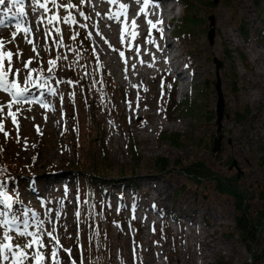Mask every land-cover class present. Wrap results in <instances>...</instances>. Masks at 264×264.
Returning <instances> with one entry per match:
<instances>
[{"label": "rangeland", "instance_id": "rangeland-1", "mask_svg": "<svg viewBox=\"0 0 264 264\" xmlns=\"http://www.w3.org/2000/svg\"><path fill=\"white\" fill-rule=\"evenodd\" d=\"M117 1L128 4L129 23L125 21L124 16L120 17L119 22L115 18L109 19L116 14L108 12L112 8L108 0H85L83 4L80 0H73L79 6V11L84 14L81 16L73 10L76 25L63 22L49 24L50 12L42 14L43 9L36 8L33 15L31 14L33 18L30 16L32 24H25V28L31 29L30 35L25 36L23 33L6 45L12 52L19 48L24 60L35 57L33 45L28 43L29 39L37 45H44L43 49L38 48L39 63L34 62L33 67L44 69L37 82L43 83V79L46 80L43 89L51 94L46 99L45 111H48V115L42 112L28 115L18 111L19 130L17 131L12 119L7 117L4 121V131L8 136L5 137L4 132H0V152L6 162L17 170V177L6 178L0 182V191H6L11 197V211L19 217L16 226L9 225L5 228L12 238L13 251H17L14 248L17 242L23 244L32 239L31 236L19 235L25 231L22 222L26 220L27 232L41 236L46 245L41 251L48 253L55 241L50 243L49 238L43 234L51 230L52 225L48 222L52 219L56 228L53 235L63 246L60 251L61 260H66L68 255L63 249H71L72 259L76 264H80L81 257L85 258L83 264H169V261L171 264H214L218 257L229 260L231 264H264V222L258 233V243L253 248L255 254L252 257L242 242L235 237L234 210L230 199L218 196L211 183L202 182L195 185L182 175L159 174L150 166L156 158L167 159L170 163L178 160L184 164L202 160L221 177H230L236 175V169L229 170L230 167L224 166L229 160L240 170L241 181L237 184L243 189L252 190L259 185L264 186V172L256 162L259 156L256 149L264 144V13L258 20L248 0H230L227 3L234 8L235 15L245 22L250 40L244 41L238 35L237 24L232 19L233 13L228 11L227 6L219 0L213 6L205 5L208 0H193V9L189 14L197 24L192 27L193 33L190 37L169 41L172 44V48L168 50L169 56L178 54L172 58V64L167 58L163 59V62L160 60L162 54L166 57L164 51L156 52L151 48L155 44L160 51L166 48L168 43L163 37L164 34L171 33V29L165 32L163 21L173 14L176 25L177 20L184 14L182 0H176V5L170 1L160 4V7H168L171 10L165 13V16L159 14L158 17L152 16L147 10L142 14L139 11L142 5L138 6L132 2L134 0ZM260 3L264 6V0ZM55 12L60 16L66 15L63 9H56ZM104 13L106 16L102 15ZM133 16L138 18L135 30L130 26ZM145 20H152L156 27L152 30L145 29L149 25ZM22 25L24 27V22ZM57 27L63 35L64 47H59L57 43L59 37L54 32ZM4 31L0 30L1 37L4 36ZM48 31H52L53 35L45 43L44 35ZM256 31L262 32L261 38L253 35ZM129 32H134V37ZM211 32L213 35L209 40L208 35ZM76 33H81L88 39L93 68L96 71H105L111 81L114 91L107 97L93 87L100 78L97 73L92 77L91 68H87L86 61L81 58L76 44L77 35L75 40L72 39ZM135 34L140 35L138 49L128 53ZM5 36L2 38L12 37L9 34ZM150 39L155 44L149 43ZM70 49H75L76 52ZM144 49L149 50V54L153 52L152 59L156 57L157 60L153 64L157 69L150 71V78L144 76L145 80L142 72L144 75L148 73L150 59L144 57ZM120 52L124 53L123 57ZM228 53L231 60L226 58ZM240 53L243 54L248 69L242 68L243 63L238 58ZM61 54L66 55L67 59L58 60L57 68L51 73L48 72L47 61ZM13 60L15 66L19 67L20 63L15 57ZM165 61L169 65L166 66ZM216 63L220 65V89L225 106L223 114L230 115L233 111L247 109L251 113L249 119L242 124H235L230 117H224L218 134L214 124L216 115L211 123H207L200 116L183 117L177 113L174 114L173 120L167 121L161 101L163 93L166 94L168 89H172L175 103L186 99L197 104L200 110L214 114L217 98L214 91ZM232 63L237 74L236 95L227 91V81L232 76ZM165 66L185 70V76L186 72H191V88H185L174 80V75L168 74ZM140 80L144 81L140 83ZM205 81L210 83L211 88L207 91V98L203 99L200 91ZM179 84L183 87L181 90H178ZM50 88L55 89L54 95ZM16 111L17 109H13V112ZM91 117L101 123L105 130L104 138L110 162L109 177L116 182L105 192L106 197L95 185L88 190L89 187L73 169L78 157L81 161H86L91 156V153L87 152V132L82 129V135L78 139L76 131L77 126L83 127ZM163 131L178 133L183 137V145L175 149L166 141L160 140L159 133ZM218 135L222 136L221 150L218 153L213 154L212 149L205 151L200 146L202 139L204 141L212 136V143ZM91 152L96 164L100 165L101 153L98 148L92 145ZM134 153L135 159H132ZM47 158L49 165L41 169L38 161ZM119 167L124 169L126 175L134 173L132 178L136 181L137 189L135 197L126 183L115 180ZM39 171L43 175L46 174L47 180H40ZM177 191L182 194L175 202L173 197ZM58 199L59 202L56 201ZM252 206L258 207L257 203ZM155 209H161L162 216L158 215ZM0 210L7 211L3 204H0ZM58 210L61 212L57 217ZM77 210L80 211L79 217L75 215ZM32 212L36 213L39 220L33 219ZM171 215H174L173 219L170 218ZM8 219H11V215ZM162 221L167 222L172 234L171 241L177 245L176 257L170 253L169 244L163 243L156 233V227ZM40 222L44 225L41 229L38 227ZM0 227V244L8 243L4 240V227ZM26 251L31 255L35 248ZM6 254L10 258L9 261L0 259V264H10L12 254ZM44 264H51L49 256H46Z\"/></svg>", "mask_w": 264, "mask_h": 264}, {"label": "trees", "instance_id": "trees-1", "mask_svg": "<svg viewBox=\"0 0 264 264\" xmlns=\"http://www.w3.org/2000/svg\"><path fill=\"white\" fill-rule=\"evenodd\" d=\"M193 0H182L183 2V12L184 14L181 16L179 20H177L176 25L172 26V32L175 39L178 38H187L190 37L193 33L192 27L196 25L197 21L194 20L189 12L193 9L192 5ZM225 7H228V11L232 12V19H234L235 23L237 24L238 35L244 41H249V31L245 28V22L235 15L234 8H231L228 2L230 0H219ZM250 1L251 6L255 10V16L258 20L261 19V15L264 13V6L260 3L261 0H248ZM214 0H208L207 6H213ZM257 38L262 37V32L256 31L254 34ZM77 49L81 55L83 61H86L85 65L87 68L90 69V73L92 77L99 75V81L93 85L94 89H98V91L107 97L110 95L114 89L112 88L111 81L105 71L99 69V71L95 70L92 65V56H91V48L88 47V39L81 33L77 35ZM243 54L240 53L238 55L239 60L243 63L244 69H248V64L245 58L242 56ZM228 60H231L230 54L226 55ZM232 76L228 78L229 87H227V91L231 95H236L238 92L236 90V72L234 71V65L232 63L231 66ZM95 73V74H94ZM166 89H168V81H166ZM89 87V85H88ZM210 87V83L207 81L204 82L203 88L200 93L203 95V99L207 98V91ZM89 92V89H87ZM172 90V89H171ZM170 89L167 90V93H163V101H161V106L164 110V117H166L167 121H171L174 119V114L177 113L179 116H189V117H203L207 123H211L214 119L215 114L210 112H204L200 110L199 106L195 104L193 101L189 102L186 99L182 100L180 103H175V95H173V91ZM89 94V93H88ZM87 94V95H88ZM165 94V95H164ZM250 112L245 109L241 111H233L228 115L231 121L235 124H242L246 122L250 117ZM89 121L82 126H77V138L80 139L82 135V129L87 132V140L89 141V147L87 152L91 153V156L86 161H81V158L78 157L77 164L74 165V171L78 174L80 179L86 184L89 188H95L104 193L106 197V191L110 189L112 183H116L112 181L109 177V166L110 162L108 161L109 152L107 151L106 141L104 138L105 130H103L102 124L97 122L94 118H89ZM211 138H207L206 140L200 141L199 144L201 147L205 149V151H211L213 148L211 143ZM159 139L162 141H166L169 146L172 148H180L183 145V137H181L178 133H166L160 132ZM94 145L95 148L101 153L100 157V165H97L94 159V154L91 152V147ZM257 153L259 154L258 158L256 159L257 164L262 171L264 172V144H262L258 149H256ZM132 159H135V153L132 156ZM230 161H226L224 166L227 168L230 167ZM152 170L159 174H170L175 173L182 175L188 182H192L195 185L199 183H211L216 190V194L220 197L228 198L232 201V208L233 218H234V228L236 229L235 237L242 242L244 248L252 254L254 257L255 250L253 249L254 246L258 243V233L262 229V224L264 222V186H257L255 189L252 190H245L237 183L241 181V177L237 178L236 175H231L230 177H221L218 173L214 172L207 164L204 163L202 160H194L187 164H184L180 161H175L170 163L169 160L164 158H156L150 165ZM17 170H14L8 162H6L3 153L0 152V182L5 180L6 178L10 179L13 177H17ZM117 174L114 177L115 180L119 183H126L128 187L132 189L134 192V197L136 196V181L132 177L134 173L132 172L131 175H126L124 169L118 168ZM90 196L92 197L91 192L89 191ZM181 192L177 191L176 195H174L173 200L176 202L179 198ZM257 203L258 207H253L252 204ZM91 204V201H89ZM155 212L162 216L163 211L161 209H155ZM174 215H171V219H173ZM168 224L165 221H162L158 227H156V233H158L159 239L162 240L163 243L169 244L170 248L169 251L172 253L174 257L177 256L176 251V243L171 241V232H169ZM169 264L170 261L168 262ZM214 264H231L229 260H225L223 257H218L215 260Z\"/></svg>", "mask_w": 264, "mask_h": 264}, {"label": "snow or ice", "instance_id": "snow-or-ice-1", "mask_svg": "<svg viewBox=\"0 0 264 264\" xmlns=\"http://www.w3.org/2000/svg\"><path fill=\"white\" fill-rule=\"evenodd\" d=\"M51 3L52 8L48 7L47 3H44L43 0H32V4L35 6L34 11L36 8L43 9L45 13L52 12L53 9H63L66 13L64 16H60L58 12H53V15L48 19L49 24H59L61 22L69 25H76L77 20L75 15H73V10H75L79 15L83 16V12L79 11V6L73 2V0H48ZM81 4L85 3V0H80ZM109 3H117V0H108ZM136 4H141L142 7L140 9L141 12L144 11L145 8L149 7L150 5L154 7H159L158 4H152V0H134ZM5 0H0V5H3ZM24 3L25 0H9V8L4 13L5 16H9L12 13V10L15 9L16 13L19 17H24L25 10H24ZM120 9L122 12L115 17L110 16L109 19L115 18L118 22L120 21V17L124 16L125 21L127 20V10L128 4L120 3ZM147 15V13H144ZM10 19H17V16H9ZM88 17H85L87 19ZM42 22V21H41ZM148 24L152 27H156V23L152 20L147 21ZM162 22V21H158ZM131 24L133 27H136V19L133 16L131 19ZM8 25L5 23L3 18H0V28H5ZM80 27H84V25H80ZM15 31L12 33L11 39H5L0 37V92L7 93L10 100L8 102L0 101V132H4L5 137L8 136V133L4 131V121L7 117H10L13 121V124L17 126V131L19 130V122L17 119L18 109L16 112H13V107L19 105L24 102H30L27 99V93L31 86L37 85V79L42 76L44 69L42 67H33L32 65L35 63H39V56L40 52L38 48L43 49L44 45H37L35 41L32 39L28 40V43L32 44V51L35 53V57H30L27 60L23 59V53L17 48L16 52H12L11 50L7 49L6 45L8 43H12L15 39V36L19 32H23L25 36L30 35L31 29L25 28L21 25L19 21L15 24ZM54 32L59 40L57 41L59 47H64L63 44V35L60 29L57 27L54 29ZM53 35L52 31H48L44 35L45 43L48 39H50ZM76 35L72 36V39L75 40ZM99 35V33H97ZM149 43H154V41L149 40ZM72 52H76L75 49H70ZM120 56L123 57L124 53L120 52ZM20 63L19 67H16L14 64L13 58ZM60 59H67V56L61 54L56 56L53 59H49L47 61V71L53 72L55 68H57V61ZM47 81L45 80L44 83ZM58 83L60 81H57ZM71 83V81H67ZM44 83L39 84L38 86L43 88ZM50 91L55 94V89H50ZM5 109L7 111L5 112ZM39 131V129H37ZM19 142V141H18ZM65 193H67V189H65ZM0 204H3L4 208L7 211L0 212V226L7 228L9 225H17L19 221V217H17L14 213H12V199L8 196L6 191H0ZM79 199V198H78ZM61 203V210L63 207V201ZM86 203V202H85ZM9 215H11V219H8ZM24 215L26 216L27 213L25 212ZM76 217L80 216V211L77 210L75 213ZM59 216V210L57 213V217ZM33 219L39 220V217L33 213ZM25 227V231L19 233L21 236H31L32 239L29 242H25L23 244L17 242L15 244V248L17 251H13V244L11 242L12 238L5 232L4 240L8 241V243L0 244V259L4 261H9V256L6 253L12 254V259L10 260V264H44L46 256H49L51 259V264H76V261L72 259L71 249H63L68 255L67 259L62 261L60 258V251L62 249V245H60L59 239L53 235L56 231L55 228V221L50 219L49 223L52 224V228L49 231H46L43 235L49 238V242L55 241L52 245L50 251L45 253L41 251L46 247L44 240L41 236L37 235L36 233H29L27 232L28 222L25 220L22 222ZM38 227L43 228V222H40ZM11 230V229H9ZM35 251L30 255L26 249H33ZM84 257H81L80 264H83Z\"/></svg>", "mask_w": 264, "mask_h": 264}, {"label": "bare ground", "instance_id": "bare-ground-1", "mask_svg": "<svg viewBox=\"0 0 264 264\" xmlns=\"http://www.w3.org/2000/svg\"><path fill=\"white\" fill-rule=\"evenodd\" d=\"M122 1V0H121ZM170 1V3L171 2H174V3H177V1L176 0H152V4H158L159 5V7L161 6L160 4H162V3H168ZM43 2L44 3H47L48 4V7L49 8H52V5H51V3H49L48 2V0H43ZM123 2V1H122ZM130 2V1H129ZM132 2H134V1H132ZM179 2V1H178ZM182 2V1H181ZM5 3H6V1H5ZM5 3L3 4V5H0V6H2L1 7V11H0V18H2V16H3V14L5 13V11H2L4 8H5ZM26 4H29L30 6H31V8H33V7H35L33 4H32V0H25V3H24V6L26 5ZM103 4V3H102ZM112 4V8H110V10L108 11V12H110V13H113V14H116V15H119L121 12H122V10L120 9V7H119V2L117 1V3H115V4H113V3H111ZM167 5V4H166ZM165 5V6H166ZM138 6H139V4H138ZM137 6V7H138ZM159 7H154V6H152V5H150L149 7H147V8H145L144 10L146 11H148V12H150V14L152 15V16H154V15H156L157 17L159 16V14H160V16H162V12L160 11V9H159ZM138 8H140V7H138ZM137 8V9H138ZM15 9H13V11H14ZM130 10H132V9H130ZM56 11V9H53V11L52 12H50V14L48 15V18H50L52 15H53V12H55ZM100 11V10H99ZM107 11V10H106ZM105 11V12H106ZM140 11V10H139ZM15 12H16V10H15ZM144 12V11H143ZM102 13V12H101ZM137 13V12H136ZM142 13V12H141ZM27 15H28V13H26ZM31 14V13H30ZM29 14V15H30ZM42 14H46L45 12H44V10L42 11ZM131 14V13H130ZM143 14V13H142ZM16 15H17V13H16ZM29 15L27 16V25L28 26H30L29 24L31 23V20H30V18H29ZM102 15H104V16H106V14L104 13V14H102ZM137 15V14H136ZM139 15H140V13H139ZM139 15H138V17H139ZM18 16V15H17ZM141 16H143V15H141ZM144 17V16H143ZM151 17V16H150ZM156 17V18H157ZM32 18H33V16H32ZM36 19H37V17H36ZM138 19V18H137ZM136 19V20H137ZM144 19V18H143ZM128 20H130V18H128ZM128 20H127V22H128ZM36 21V20H35ZM39 21V20H38ZM143 22V21H142ZM144 22H146V20L144 21ZM14 23H16V22H7L6 24L8 25L7 27H5V30H7V32H6V34H9V35H12V33L16 30V29H14L15 27V25H13ZM129 23V22H128ZM147 23V22H146ZM32 24V23H31ZM13 25V26H12ZM123 25V24H122ZM132 24H130V26H131ZM141 25V24H140ZM27 26V27H28ZM33 26V25H32ZM127 26V25H126ZM137 26V25H136ZM158 26H160V25H158ZM127 27H129V24H128V26ZM139 27V26H138ZM145 27V26H144ZM143 27V28H144ZM30 28V27H29ZM159 28H161V27H159ZM127 29H129V28H127ZM134 30L136 29V27H134L133 28ZM138 29H140V28H138ZM145 29H147V30H152V27L150 26V25H148V26H146V28ZM141 30V29H140ZM137 31V30H136ZM128 32V31H127ZM140 32V31H139ZM145 32H146V30H145ZM158 32V31H157ZM125 33H126V31H125ZM129 33H132V32H129ZM134 33V32H133ZM132 33V34H133ZM138 33V32H137ZM21 34H23V32H19V33H17V35L15 36V38H17V37H19V35H21ZM126 34H128V33H126ZM132 34H129V35H132ZM139 34V33H138ZM138 34H135L136 35V37H135V39H133V43L130 45V47L128 48V53H131V52H135V50L136 49H138L137 48V46H138V43L140 42H138V39H140V35H138ZM4 36H5V34H4ZM4 36H2V37H4ZM0 37H1V35H0ZM6 37V36H5ZM127 37H128V35H127ZM131 37V36H130ZM129 37V38H130ZM133 37H134V34H133ZM149 37V36H148ZM122 38V37H121ZM161 39V38H160ZM151 40V39H150ZM129 41H130V39H129ZM149 41V40H148ZM127 42V41H126ZM147 42V41H146ZM158 42V41H157ZM130 43V42H129ZM142 43V42H141ZM148 43V42H147ZM153 44H155V42L153 43ZM124 45H126V44H124ZM110 46V45H109ZM172 46V44L171 45H169V44H166V48H164L163 50H161L160 51V49H159V47H157L156 46V44L155 45H153L152 46V48H151V50H154V51H156V52H165L166 53V57H165V55H163L162 54V56L164 57H162V59H160V60H162V62H163V59H171V56H169V52H168V50L170 49V48H172L171 47ZM146 47V46H145ZM144 47V48H145ZM163 48V47H162ZM212 48V47H211ZM210 48V49H211ZM147 49V48H146ZM209 49V50H210ZM138 51V50H137ZM142 51V50H141ZM149 51V50H148ZM148 51H146L145 49L142 51V53H143V55H144V57H146V58H148V59H150L149 60V62H148V73L147 74H143V72H142V75H143V77L145 76V77H147V78H150V75L149 74H151L150 73V71H152V70H156L157 68H156V66L155 65H153V64H155L156 63V57L154 58V59H152L153 58V56H152V53L151 54H149V52ZM157 54V53H156ZM143 55L141 56L142 58H143ZM168 55V56H167ZM138 56V55H137ZM133 57H134V55H133ZM160 57V56H159ZM143 59H145V58H143ZM166 59V60H167ZM135 60V59H134ZM129 62V61H128ZM138 62V61H137ZM134 63V62H133ZM139 63V62H138ZM141 63V62H140ZM139 63V64H140ZM165 63H166V61H165ZM16 64V63H15ZM126 64V63H125ZM128 64V63H127ZM142 64H144V63H142ZM146 64V63H145ZM144 64V65H145ZM152 64V65H151ZM158 64V63H157ZM163 64V63H162ZM19 66V65H18ZM33 66V65H32ZM131 66V65H130ZM129 66V67H130ZM132 66H135V65H133L132 64ZM167 66V65H166ZM165 66V67H166ZM17 67V66H16ZM158 67V66H157ZM131 68V67H130ZM167 68V67H166ZM135 69H137V68H135ZM145 69V68H144ZM139 70H137V72H138ZM145 71V70H144ZM140 72V71H139ZM160 72V71H159ZM146 73V72H145ZM157 74V73H156ZM161 74V73H160ZM136 74H134V76H135ZM45 76V75H44ZM154 76V75H153ZM139 76L137 75V78H138ZM145 77L143 78L144 80H145ZM134 78V77H133ZM135 79H136V76H135ZM134 79V80H135ZM139 80V79H138ZM144 80H142V81H144ZM44 79H43V83H44ZM136 81V80H135ZM141 80L139 81L140 83L142 82ZM49 82V81H48ZM139 83V84H140ZM39 84H41V82H37V85H34V86H31L30 88H29V91H28V93L26 94L27 95V99H28V101H30V102H24V103H21V104H19V105H16V106H14L13 107V109H18L19 110V112H24V113H29L30 115H33V114H35V115H37V113L38 112H42V113H44V114H47L48 115V111H45V110H47L46 109V99H47V97L49 96V94L50 93H48V91H45L43 88H41V87H39L38 85ZM47 85V84H46ZM46 89V88H45ZM51 89V88H50ZM58 89V88H57ZM52 93V92H51ZM51 95V94H50ZM54 95V94H53ZM10 100V98H9V96L7 95V93H4V92H0V101H4V102H8ZM28 114V115H29ZM50 117H51V115H50ZM47 118H49V116H47ZM53 119V118H52ZM45 120H47L46 118H45ZM52 121V120H51ZM38 165L40 166V168L42 169V168H44V167H46V165H49V158H47V159H42V160H40V161H38ZM48 173V172H47ZM35 174V173H34ZM37 174V173H36ZM38 175H39V178H40V180H43V181H45V180H47V178L45 177L46 176V174L45 175H43V173L41 172V171H39V173H38ZM58 176V175H57ZM36 177V180H37V176H35ZM49 177V176H48ZM67 178V177H66ZM65 180V179H64ZM57 185V184H56ZM58 186V185H57ZM65 186V185H64ZM65 189V188H64ZM64 191V190H63ZM57 202H59L60 201V199H58V200H56ZM64 201V200H63ZM44 202V201H43ZM66 202V201H65ZM59 204V203H58ZM51 210V209H50ZM57 210V209H56ZM0 212H2L1 210H0ZM53 212V211H52ZM61 212V211H60ZM59 212V213H60ZM64 212V211H63ZM65 213H66V211H65ZM36 214V213H35ZM32 217H33V212H32ZM62 217H63V215H62ZM50 218V217H49ZM21 222V221H20ZM49 223V222H48ZM20 224V223H19ZM52 225V224H51ZM16 226V225H15ZM47 226V225H46ZM1 228V227H0ZM21 228V227H20ZM41 229V228H40ZM47 230V229H46ZM6 241V240H5ZM5 243V242H4ZM50 246V245H49ZM15 248V247H14ZM14 250V249H13ZM44 250V249H43ZM151 250H149V252H150ZM148 256V255H147ZM10 263V262H9ZM3 264V263H2ZM149 264V263H148Z\"/></svg>", "mask_w": 264, "mask_h": 264}, {"label": "water", "instance_id": "water-1", "mask_svg": "<svg viewBox=\"0 0 264 264\" xmlns=\"http://www.w3.org/2000/svg\"><path fill=\"white\" fill-rule=\"evenodd\" d=\"M218 3V0H214V3L213 4H217ZM213 35V32L210 33V35H208V38L210 40L211 36ZM219 63H216V66H215V72H216V77H215V85H214V91L215 93H217V98H216V109L214 110V114L216 115V119H214V124L217 126V130H216V134H218L220 132V129H221V121L222 119L225 118H228L227 115H224L223 114V108L225 107L224 106V103H223V93H221V82L219 80V72H218V68H219ZM220 140H222V136L218 135V137L213 140L212 142V153L215 154V153H218L220 150H221V145H220ZM236 169V176L237 178H240V173H239V168L235 165V163H231L230 165V168L229 170L231 169Z\"/></svg>", "mask_w": 264, "mask_h": 264}]
</instances>
